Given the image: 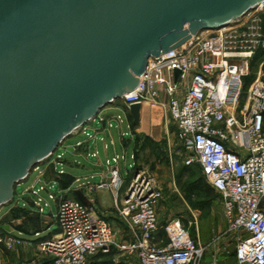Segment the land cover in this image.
Returning a JSON list of instances; mask_svg holds the SVG:
<instances>
[{
    "label": "built area",
    "instance_id": "built-area-1",
    "mask_svg": "<svg viewBox=\"0 0 264 264\" xmlns=\"http://www.w3.org/2000/svg\"><path fill=\"white\" fill-rule=\"evenodd\" d=\"M263 8L264 2L256 9ZM255 13L202 31L181 47L149 58L137 87L114 102L126 110L144 103L165 110L187 151L185 165H199L206 183L219 195L224 233L236 241L235 264H264V83L259 77L250 84L241 105L250 62L264 51L262 20ZM175 70L179 71L176 82ZM105 165L108 180L89 190L115 192L126 237L118 240L105 219L92 217L85 201L63 198L54 216L57 233L38 243L46 264H89L94 256L111 252L135 257L137 264H201L208 247L191 237L180 218L160 225L161 193L153 182L138 171L127 188H132L130 198L119 204L117 193L123 180L118 157ZM39 191L46 188L30 190L38 197L37 212L43 214ZM160 230L164 237L157 243ZM0 242L8 250L31 244L13 237L1 224Z\"/></svg>",
    "mask_w": 264,
    "mask_h": 264
},
{
    "label": "water",
    "instance_id": "water-1",
    "mask_svg": "<svg viewBox=\"0 0 264 264\" xmlns=\"http://www.w3.org/2000/svg\"><path fill=\"white\" fill-rule=\"evenodd\" d=\"M262 2L0 0V210L36 166L137 87L149 58ZM140 110L127 109L134 124Z\"/></svg>",
    "mask_w": 264,
    "mask_h": 264
},
{
    "label": "rangeland",
    "instance_id": "rangeland-1",
    "mask_svg": "<svg viewBox=\"0 0 264 264\" xmlns=\"http://www.w3.org/2000/svg\"><path fill=\"white\" fill-rule=\"evenodd\" d=\"M252 12H256L255 14L262 20L261 25L264 32V8L259 11L256 9ZM262 68L263 64L259 62L254 66L253 72L255 78L259 77L264 83V71ZM246 93L243 95L241 105L245 102ZM154 107L157 106L155 105ZM120 109L126 110L122 107ZM120 109L112 108L100 112V116H110L111 127L108 130L110 132L106 130L104 133L99 132L95 135L96 132L94 131L101 129L100 120L97 117L94 122L85 126L83 132L65 140L62 146L56 150L50 161L53 162L56 159H63L67 162H72L74 160L82 162L83 159L67 151V148L74 146L79 141L84 142L88 139L89 159L91 161L96 162L99 158L102 165L105 167L106 159L112 163V159L117 156L119 159L120 174L122 177H127V171L130 172L133 165L131 159L132 148L130 147L128 151L124 152L121 147L118 127L120 126L124 133H129V130L127 128L125 114ZM153 112H156V127L150 123V129L146 135L142 133L138 134L136 143V163L138 164L139 171L150 179L156 186V189L161 193V200L157 211L158 220L162 221L166 218L181 219L185 227L189 230L190 235L202 247H208L203 254L201 264H235L232 254L236 249V241L231 234L227 235L224 233L226 230V223L223 218L221 200L218 193L205 184L199 165H185L186 156L185 153L179 151L180 148L175 138V126H173L168 119L166 120L159 109L154 108L148 110L149 115L153 114ZM117 117L121 120V124ZM108 127L107 123L106 129H108ZM92 137H95V139ZM112 138L115 142L114 147L111 144ZM104 144L107 146L106 150L104 149ZM95 151L98 152V158L92 156ZM58 167L65 169L67 172L71 171V168L66 165H58ZM42 168L43 167L40 169ZM38 175V171H32L25 181L16 186L14 202L0 210V224L2 226H15L17 222L12 219L20 218L22 223H26L29 230L34 231V229H40L44 223L48 222L45 218H30L24 214L18 215L15 212L11 213V215L4 216L16 202H19V205L22 204V198L24 196L29 198L32 202L38 200V197H31V195L25 193V191L36 182ZM197 184L201 187L200 190L193 192L188 191V187ZM40 185L41 184L36 183L34 189L38 190ZM46 188L48 189L47 192L39 191L38 196L42 199L39 204L43 208L44 214L48 215L49 209L45 206V203L54 208V202L49 198V195L57 194L58 187L52 184ZM55 232H57V226L53 222L46 235ZM117 235L119 236V233ZM162 239L163 234L160 231L156 235V242L158 243ZM14 249L17 250L19 248H11L9 249L11 251H8V253L0 252V264H28L25 262L23 263L21 261L22 259L18 258L16 250ZM116 255L117 254H114L113 258H115Z\"/></svg>",
    "mask_w": 264,
    "mask_h": 264
},
{
    "label": "crops",
    "instance_id": "crops-1",
    "mask_svg": "<svg viewBox=\"0 0 264 264\" xmlns=\"http://www.w3.org/2000/svg\"><path fill=\"white\" fill-rule=\"evenodd\" d=\"M163 99L165 98L163 97ZM154 106L155 105H152L151 103L150 104L144 103L141 105L140 119L137 124H134L132 118L127 113V110L120 109L121 107H119L116 103L108 105L107 107L103 109V110H109V109L115 108V109H120L121 111H123L125 114L126 122H127V128L129 130V133H124L122 132V128L120 126L118 127L121 147L124 150V152L128 151L130 147L132 148L131 159L133 161L131 171L130 172L127 171V177H122L123 184L117 193L119 204L121 203V201L124 200L129 183L134 176V171L135 170L139 171L138 166H137L138 164L136 163L137 136L140 133L146 135L150 129L149 128L150 123L156 127V112H153V114L149 115L148 110L154 109V108L159 109V111L163 113V116L166 118V120L168 119L169 122H171L165 110L161 106H158V105H156L157 107H154ZM100 112L97 115V117L99 118V120L100 118H104V121L103 122L100 121L101 129L95 130L94 131L96 132L95 135L99 132L104 133L106 132V130L108 131L110 129V127L106 129V124L110 122V116L109 117L100 116ZM96 118L89 123L94 122ZM119 123L121 124L120 119H119ZM84 130H85V127L75 132L73 136L80 134V132H83ZM92 138L95 139V137H92ZM175 138L180 148L179 151L181 153H185V156H187V151L180 146V143L177 139L176 134H175ZM111 144L113 147L115 146V142L113 138L111 140ZM88 145H89V140L87 139L84 142L79 141L74 146L67 148V151L72 152L74 155L83 159L82 162L75 161V160L72 162H67L66 160H63V159H56L55 161L51 162L50 161L52 158L51 157L50 159L43 161L41 164L36 166V168H34L33 171H38L39 175L36 178V182L29 189L25 191L26 194L31 195V197H36L30 192L31 188L32 187L34 188L36 183L41 184L42 186L45 185L46 187H48L49 185L55 184L58 187V193L54 195V199H51L54 202V208L50 207L49 205L47 207L49 209L48 215H45L44 211H43V214H39L35 206V203L37 201L32 202L29 198H26V196L22 198V201H23L22 204L19 205V202H16L4 215V216L11 215L12 213L11 211L13 209H21L25 211V213L29 215L30 217H38L39 219L45 218L48 220V222L44 223L41 226L40 228L41 231L38 233V236H36L37 233H35L37 232V230L36 229H34V231L29 230L27 228L26 223L25 222L22 223V220L20 218L12 219L17 222L15 226L3 225L4 229L9 230L10 234L13 237L20 238V239L31 242L30 245L17 246L16 248H19V249L17 250L14 249L16 250L18 258L22 259L21 261L23 263L24 262L28 264H46L47 263L46 259L39 251L38 243L52 238L54 234L57 233L55 232V233L46 235L51 224L53 222L55 223L54 216H55V213L57 212L58 204L60 200L63 198L75 199V200L83 199V201L88 203V205L90 206L91 215L93 218L100 217V218L105 219L114 228L116 232V238L118 240H123L126 237L127 227L124 225L123 221L119 217V214L116 208V203H115V196H114L115 192L110 189L93 190L92 188L93 191L89 190V187H93L94 185L100 183L102 180L107 181L109 178V172H108L106 165L104 167L100 159L97 157L98 156L97 151H95V153L92 154V156H96L98 158L97 161L93 162L89 159L90 154H89ZM106 148L107 146L106 144H104V149L106 150ZM58 165H66L69 168H71V171L67 172L65 169L58 167ZM41 167L43 168L40 169ZM47 190L48 189L46 188V192ZM157 211H158V206H157ZM167 220L169 219L166 218L162 221L159 220L160 225L165 223ZM118 233H119V236L117 235ZM8 251H11V250H8ZM0 252L6 253L1 249H0ZM113 261L115 264H137V260L135 257H129V256H125L122 254H117Z\"/></svg>",
    "mask_w": 264,
    "mask_h": 264
},
{
    "label": "trees",
    "instance_id": "trees-1",
    "mask_svg": "<svg viewBox=\"0 0 264 264\" xmlns=\"http://www.w3.org/2000/svg\"><path fill=\"white\" fill-rule=\"evenodd\" d=\"M259 62H261L263 64V68L262 70L264 71V51H259L254 57L253 59L251 60L250 62V75L247 76L244 81H243V95L246 93V90L247 88L250 86V84L252 83V81L255 79V74L253 72V68L256 64H258ZM126 109V108H125ZM201 169V168H200ZM202 172V171H201ZM202 177H203V181L206 183L205 179H204V176L202 174ZM207 186H209L207 184ZM210 187V186H209ZM211 188V187H210ZM201 187L197 184V185H194V186H190L188 187V191L190 192H193V191H198L200 190ZM212 189V188H211ZM210 192V191H208ZM15 212L17 213L18 215L20 214H24L25 216H29L25 213V211L21 210V209H13L12 210V213ZM30 217V216H29ZM31 218V217H30ZM32 218H36V219H39L38 217H32ZM183 223V222H182ZM184 225V223H183ZM185 226V225H184ZM37 232L35 233H39L41 231V229H36ZM161 231V230H160ZM162 232V231H161ZM163 234V232H162ZM163 237H164V234H163ZM192 237V236H191ZM193 238V237H192ZM194 239V238H193ZM114 254H116V252H111L110 254H98L96 256H94L92 259H90L89 263L90 264H115L114 261H113V256ZM232 257L234 258V253L232 254ZM113 258V259H112Z\"/></svg>",
    "mask_w": 264,
    "mask_h": 264
}]
</instances>
